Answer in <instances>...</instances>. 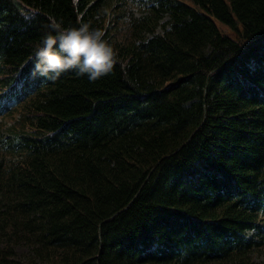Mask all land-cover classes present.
<instances>
[{
    "label": "trees",
    "instance_id": "trees-1",
    "mask_svg": "<svg viewBox=\"0 0 264 264\" xmlns=\"http://www.w3.org/2000/svg\"><path fill=\"white\" fill-rule=\"evenodd\" d=\"M50 18L113 71L34 77ZM8 115L0 264H264V0H0Z\"/></svg>",
    "mask_w": 264,
    "mask_h": 264
},
{
    "label": "clouds",
    "instance_id": "clouds-1",
    "mask_svg": "<svg viewBox=\"0 0 264 264\" xmlns=\"http://www.w3.org/2000/svg\"><path fill=\"white\" fill-rule=\"evenodd\" d=\"M48 28L30 56L34 77L54 83L74 69L78 76L86 75L94 82L113 71L117 52L100 28L85 21L78 26H64L63 21L56 18H50Z\"/></svg>",
    "mask_w": 264,
    "mask_h": 264
},
{
    "label": "rangeland",
    "instance_id": "rangeland-1",
    "mask_svg": "<svg viewBox=\"0 0 264 264\" xmlns=\"http://www.w3.org/2000/svg\"><path fill=\"white\" fill-rule=\"evenodd\" d=\"M133 13H134V15L136 17H139L140 16V11L137 10L136 8L133 10ZM164 20H166V19H164ZM219 27H220V29L225 30L227 33H229V31H227L222 25H219ZM157 31L158 32H161V29L159 28V29H157ZM12 125H13V120H11L9 117H6L4 119H1L0 120V132L1 133H4V134H7L8 131H9V127H11ZM18 251L20 253L23 252V250H21V249H19ZM259 255L260 254L257 255L256 260L257 261H262L263 260V256L262 255L259 256ZM22 256H23V254H19L17 258L22 259Z\"/></svg>",
    "mask_w": 264,
    "mask_h": 264
}]
</instances>
